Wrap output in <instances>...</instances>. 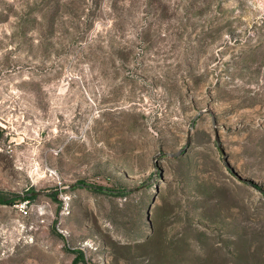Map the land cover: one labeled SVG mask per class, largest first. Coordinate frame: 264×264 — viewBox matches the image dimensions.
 <instances>
[{
    "label": "rangeland",
    "instance_id": "374dc122",
    "mask_svg": "<svg viewBox=\"0 0 264 264\" xmlns=\"http://www.w3.org/2000/svg\"><path fill=\"white\" fill-rule=\"evenodd\" d=\"M0 193V264H264V0H0Z\"/></svg>",
    "mask_w": 264,
    "mask_h": 264
},
{
    "label": "water",
    "instance_id": "95a60500",
    "mask_svg": "<svg viewBox=\"0 0 264 264\" xmlns=\"http://www.w3.org/2000/svg\"><path fill=\"white\" fill-rule=\"evenodd\" d=\"M205 113H211V114H212V111H211V110H208V109H203V110H201L200 112H198V113L196 114V116L194 117L193 121H192L191 127H190V129H189V134L191 133L192 129L194 128L195 123H196V120L198 119V117L201 116V115H203V114H205ZM212 115H213V114H212ZM213 123L215 124L214 116H213ZM216 129H217V128H216ZM216 131H217V130H216ZM216 139H217V141H218V148L221 150L220 143H219L218 133H216ZM190 144H191V140H190V138H189V139H188V142H187V144H186V146H185L182 150H180V151H178V152H175V153H167V154L170 155V156H179V155H182V154L184 153V151H186V150L189 148ZM226 158H227V156L224 155V160H226ZM227 166H228L229 168H231V170L235 173V175L237 176V178H238L239 180H241V181H243V182H245V183H247V184L252 185V183H251L249 180L243 178V177H242L241 175H239L236 171H234V169H233L232 167H230V165H229L228 163H227ZM83 185L86 186V187H94V188H97V186H90V185H86V184H83ZM127 190H130V189H127ZM28 194L32 196V195L45 194V192H44V191H36V192H30V193H28Z\"/></svg>",
    "mask_w": 264,
    "mask_h": 264
},
{
    "label": "trees",
    "instance_id": "16d2710c",
    "mask_svg": "<svg viewBox=\"0 0 264 264\" xmlns=\"http://www.w3.org/2000/svg\"><path fill=\"white\" fill-rule=\"evenodd\" d=\"M95 189H102V190H106V188H104V187H100V186H97V188H95ZM26 198L27 199H29V200H32V199H34L35 198V196H26ZM0 201H3V202H8L9 201V199H6V196L4 195V194H2V193H0Z\"/></svg>",
    "mask_w": 264,
    "mask_h": 264
}]
</instances>
